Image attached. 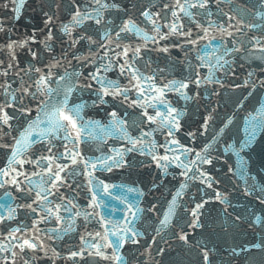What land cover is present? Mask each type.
<instances>
[{
	"label": "water",
	"instance_id": "1",
	"mask_svg": "<svg viewBox=\"0 0 264 264\" xmlns=\"http://www.w3.org/2000/svg\"><path fill=\"white\" fill-rule=\"evenodd\" d=\"M96 1L0 0V264H26L38 234L74 111Z\"/></svg>",
	"mask_w": 264,
	"mask_h": 264
}]
</instances>
